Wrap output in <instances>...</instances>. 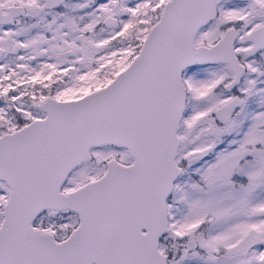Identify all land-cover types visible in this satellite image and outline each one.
I'll list each match as a JSON object with an SVG mask.
<instances>
[{
    "label": "snow or ice",
    "instance_id": "6c2138e0",
    "mask_svg": "<svg viewBox=\"0 0 264 264\" xmlns=\"http://www.w3.org/2000/svg\"><path fill=\"white\" fill-rule=\"evenodd\" d=\"M0 264H264V0H0Z\"/></svg>",
    "mask_w": 264,
    "mask_h": 264
}]
</instances>
